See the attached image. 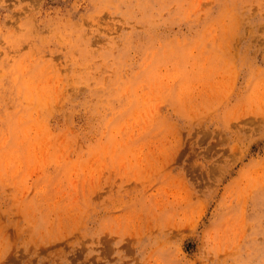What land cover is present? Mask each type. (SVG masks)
Returning <instances> with one entry per match:
<instances>
[{
	"label": "rangeland",
	"instance_id": "374dc122",
	"mask_svg": "<svg viewBox=\"0 0 264 264\" xmlns=\"http://www.w3.org/2000/svg\"><path fill=\"white\" fill-rule=\"evenodd\" d=\"M0 264H264V0H0Z\"/></svg>",
	"mask_w": 264,
	"mask_h": 264
}]
</instances>
